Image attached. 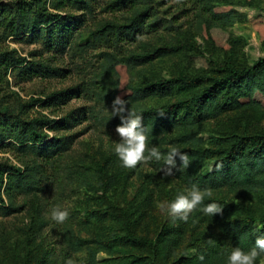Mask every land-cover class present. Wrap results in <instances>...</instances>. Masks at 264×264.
<instances>
[{"label":"trees","instance_id":"1","mask_svg":"<svg viewBox=\"0 0 264 264\" xmlns=\"http://www.w3.org/2000/svg\"><path fill=\"white\" fill-rule=\"evenodd\" d=\"M164 1L11 0L0 3V38L24 35L29 41L42 39L55 51H64L85 23L84 14L62 13L66 8L86 10L90 15L96 9L122 13L119 19L97 21L87 33L106 49L101 69L92 78L91 83L99 86L88 117L96 129L115 130L120 119L111 116V106L120 95L130 110L142 113L149 148L155 146L166 155L174 146L188 153L190 166H181L172 177L187 191L193 184L212 191L204 203H219L222 214L207 216L201 205L191 215L215 221L225 242L218 249H198L197 254L180 256L169 264H227L234 247L247 251L257 236L264 235V56L251 63L238 59L240 38L229 30L244 18L233 0H171L163 10L173 8L171 18L160 14ZM237 1L260 5V0ZM195 35L212 49L217 46L215 38H225L227 47L220 46L222 51L213 60L205 57L209 68L185 70L183 61L204 57L194 42ZM166 59H173L172 72L164 77L153 68ZM9 70L26 80L59 76L62 71L46 61L28 60L0 49V85ZM65 92L25 102L4 104L0 100V149H14L19 156L18 164L0 160V217L20 212L29 204L25 200L18 204L19 197L35 204L37 223L27 240L32 244L27 264H66L80 253H84L83 264H155L146 252H122L120 246L140 245L134 232L136 217L100 208L82 216L70 201L76 191L88 195L99 192L91 196L95 205L108 209V192L124 166L115 152L97 169L84 166L85 158L73 155L75 134H57L73 125L77 119L73 111L52 119L33 110L39 103H63ZM153 99L159 103L152 104ZM224 116L230 125L204 138L207 124ZM214 162L222 167L210 171ZM146 165L161 170L163 160L153 159ZM57 205L70 213L62 224L51 219ZM109 219L128 232L121 234L105 227ZM176 245L169 230L163 228L152 255L167 253V248ZM200 255L203 261L198 259Z\"/></svg>","mask_w":264,"mask_h":264},{"label":"rangeland","instance_id":"2","mask_svg":"<svg viewBox=\"0 0 264 264\" xmlns=\"http://www.w3.org/2000/svg\"><path fill=\"white\" fill-rule=\"evenodd\" d=\"M10 1L0 0V3ZM233 1L235 9L242 14L244 21L234 24L229 31L234 37L240 38L237 45L238 59L251 63L258 57L264 56V0H260L259 6ZM164 2L165 5L161 7L160 14L171 18L173 8L163 12L171 0ZM65 12L74 15L84 14L85 23L77 29L78 37L76 36V39L70 46H66L64 51H55L52 47L46 46L42 39L29 41L24 35L0 38V49L13 51L17 55L25 56L28 60L46 61L62 70L59 76H35L28 80L21 79L16 75V71L9 70L0 85V100L4 104L13 101L25 102L31 98L43 99L50 93L66 90L63 103L55 106H44L39 103L33 106V110L52 119H60L73 111L77 118L73 125L68 129H60L67 131H58L57 134H75L72 147L73 155L85 158L82 162L84 166L97 169L106 157L114 152L115 143L119 142V136L115 130L96 129L88 117L89 106L94 102V92L99 86L97 83H91L92 78L101 69L102 54L106 49L103 45L93 42L87 33L97 21L110 18L119 19L122 13L96 9L90 15L86 10H74L70 7L62 13ZM194 37V42L204 57L196 56L183 61L181 67L185 70L209 68L206 58L210 60L217 58L222 51L220 46L227 47L225 38H215L217 46L212 49L210 44L201 37L198 35ZM172 60L166 59L160 63L157 62L153 70L158 72V75L169 76L172 72ZM151 103L155 104L159 101L153 99ZM226 118L227 116H224L223 119L209 122L203 135L204 138L208 139L230 125L225 120ZM68 119L72 121L71 117ZM18 157L14 149H0V160L18 164ZM80 192L76 191L71 194L70 201L79 209L82 216L92 208H100L109 213H124L137 218L134 232L138 237L137 243L140 245L137 247L120 246L122 252L126 254L146 252L154 259L155 264H169L180 256L197 254L198 249L211 251L224 246L222 243L225 240L215 221L202 217L193 219L190 214L189 219L185 222L178 218L173 219L160 211L158 207L160 203L171 202L178 193L187 192L185 186L177 178L164 176L160 169L151 168L144 163L131 169L124 167L116 178L113 188L108 192V199L111 200L108 209L105 205L102 207L95 205L96 201L91 196L98 195L99 192L87 191L89 195ZM24 200L29 204L20 212L0 217V264L28 263V252L31 250L32 244L28 245L27 240L30 239L34 224L37 223V215L35 204L31 199L26 200L19 197L18 204ZM104 225L121 234L128 232V229L119 226L111 219L107 220ZM163 228L169 230L170 238L177 245L170 246L171 249L167 248V253L154 256L152 254L155 251L157 238ZM193 249L195 250L194 254L192 253ZM185 252H188L189 255H184ZM101 255L105 258L110 257V255ZM83 257L84 253L75 255L76 264H83ZM255 264H264V256L257 258Z\"/></svg>","mask_w":264,"mask_h":264},{"label":"clouds","instance_id":"3","mask_svg":"<svg viewBox=\"0 0 264 264\" xmlns=\"http://www.w3.org/2000/svg\"><path fill=\"white\" fill-rule=\"evenodd\" d=\"M111 116L120 119V123L115 128L119 142L115 143L114 152L125 168H135L138 164H147L153 159L156 161L163 160L161 172L167 177L175 175L181 166L185 169L190 166L192 161L188 153L177 147H170L166 155L155 146L149 148V132L143 125L142 113L130 110L128 101L120 95L114 97L112 101ZM213 167L219 169L222 164L214 162L213 165L209 166V170H213ZM211 196L212 191L210 189L201 190L196 184H193L186 193L180 192L173 201L160 203L158 207L167 216L185 222L189 219L190 214L200 208L201 205L203 207L200 210L205 215L210 217L221 215L223 207L219 203H204L205 198ZM69 215L67 209H62L57 205L52 209L51 219L62 224ZM192 253H195L194 249ZM262 253H264V235H259L255 238L254 246L247 251L240 247H234L227 257V264H255ZM184 255H189V253L185 252ZM198 259L203 261L204 256L200 255ZM66 264H76V262L68 259Z\"/></svg>","mask_w":264,"mask_h":264}]
</instances>
